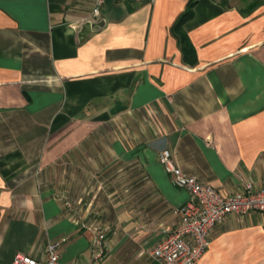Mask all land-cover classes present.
Returning a JSON list of instances; mask_svg holds the SVG:
<instances>
[{
	"label": "crops",
	"instance_id": "1",
	"mask_svg": "<svg viewBox=\"0 0 264 264\" xmlns=\"http://www.w3.org/2000/svg\"><path fill=\"white\" fill-rule=\"evenodd\" d=\"M196 51L184 57L176 25ZM0 0V264H160L190 203L160 163L224 195L264 188V0ZM201 264H264V217L216 226Z\"/></svg>",
	"mask_w": 264,
	"mask_h": 264
},
{
	"label": "built area",
	"instance_id": "2",
	"mask_svg": "<svg viewBox=\"0 0 264 264\" xmlns=\"http://www.w3.org/2000/svg\"><path fill=\"white\" fill-rule=\"evenodd\" d=\"M108 1L94 0L92 11L77 22L82 28L89 25L99 28L103 22L102 9ZM134 4H154L156 0H129ZM160 163L171 176L173 185L190 194V203L179 207L175 214L179 224L162 230L163 239L152 252L153 258L160 264H201L207 252L211 236L216 226L231 216L244 218L258 213L264 217V188H258L252 182L243 180V190L234 195H224L210 184L201 183L196 177L186 176L175 164L169 150L160 154ZM103 237L95 238L98 256L92 264H98L105 251ZM62 244L52 241L47 245L45 256L38 260L28 255L17 254L12 264H61Z\"/></svg>",
	"mask_w": 264,
	"mask_h": 264
},
{
	"label": "trees",
	"instance_id": "3",
	"mask_svg": "<svg viewBox=\"0 0 264 264\" xmlns=\"http://www.w3.org/2000/svg\"><path fill=\"white\" fill-rule=\"evenodd\" d=\"M193 7L194 4H191V6L189 7L188 11L180 18L179 22L176 25V31L177 33H179L180 37H181V41L184 47V57L185 60L191 64V65H195L196 64V51L195 48L193 47V45L190 43L189 39L187 38V36L184 34L183 32V25L189 21L190 19H192L193 17Z\"/></svg>",
	"mask_w": 264,
	"mask_h": 264
}]
</instances>
